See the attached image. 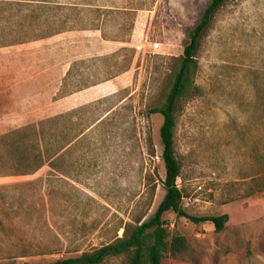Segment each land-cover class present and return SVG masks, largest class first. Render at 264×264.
Returning a JSON list of instances; mask_svg holds the SVG:
<instances>
[{
  "label": "rangeland",
  "instance_id": "rangeland-1",
  "mask_svg": "<svg viewBox=\"0 0 264 264\" xmlns=\"http://www.w3.org/2000/svg\"><path fill=\"white\" fill-rule=\"evenodd\" d=\"M208 2L0 0V49L43 53L46 94L44 116H0V264L78 257L156 212L163 119L151 111ZM195 60L176 112L177 186L188 215H228V231L168 213L189 249L162 264H264V0L221 7ZM236 239L241 251H226Z\"/></svg>",
  "mask_w": 264,
  "mask_h": 264
},
{
  "label": "trees",
  "instance_id": "trees-1",
  "mask_svg": "<svg viewBox=\"0 0 264 264\" xmlns=\"http://www.w3.org/2000/svg\"><path fill=\"white\" fill-rule=\"evenodd\" d=\"M230 1L232 0H209L187 35L188 43L184 48L183 56L179 58V64L165 101L161 107L151 111L152 114L160 115L163 119L159 129V142L162 151L161 161L165 170V178L162 183L165 194L156 212L142 223L137 222L135 226L125 227L122 237L117 238L109 245L83 253L78 257L58 260L51 264H103L111 258H123L126 264H162L165 256L182 261L185 259L189 247L185 238L168 231L164 220V216L168 213H174L177 217L184 218L194 225L211 224L218 236L228 231V215L197 218L188 215L183 209V194L177 186L181 167L175 157L174 138L178 103L191 87V76L197 69L195 52L201 37L213 16ZM37 160L41 165L43 162L41 154ZM234 230L237 231L238 228H234ZM240 247L239 239H236L226 251L240 252ZM247 249L249 248L247 247Z\"/></svg>",
  "mask_w": 264,
  "mask_h": 264
},
{
  "label": "crops",
  "instance_id": "crops-1",
  "mask_svg": "<svg viewBox=\"0 0 264 264\" xmlns=\"http://www.w3.org/2000/svg\"><path fill=\"white\" fill-rule=\"evenodd\" d=\"M54 66L60 70L59 61ZM44 81L43 53L14 47L1 48L0 116H44ZM57 92L59 88L51 91L48 97H56Z\"/></svg>",
  "mask_w": 264,
  "mask_h": 264
},
{
  "label": "built area",
  "instance_id": "built-area-1",
  "mask_svg": "<svg viewBox=\"0 0 264 264\" xmlns=\"http://www.w3.org/2000/svg\"><path fill=\"white\" fill-rule=\"evenodd\" d=\"M159 47H160V45L159 44H154L153 46H152V49L153 50H157V49H159Z\"/></svg>",
  "mask_w": 264,
  "mask_h": 264
}]
</instances>
